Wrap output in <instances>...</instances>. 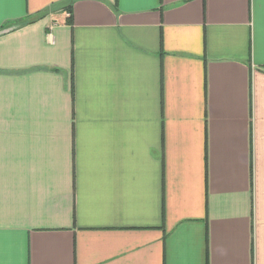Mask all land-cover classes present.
Here are the masks:
<instances>
[{
  "label": "crops",
  "instance_id": "obj_1",
  "mask_svg": "<svg viewBox=\"0 0 264 264\" xmlns=\"http://www.w3.org/2000/svg\"><path fill=\"white\" fill-rule=\"evenodd\" d=\"M0 264H264V0H0Z\"/></svg>",
  "mask_w": 264,
  "mask_h": 264
},
{
  "label": "trees",
  "instance_id": "obj_2",
  "mask_svg": "<svg viewBox=\"0 0 264 264\" xmlns=\"http://www.w3.org/2000/svg\"><path fill=\"white\" fill-rule=\"evenodd\" d=\"M23 24L18 25V27L22 26Z\"/></svg>",
  "mask_w": 264,
  "mask_h": 264
},
{
  "label": "water",
  "instance_id": "obj_3",
  "mask_svg": "<svg viewBox=\"0 0 264 264\" xmlns=\"http://www.w3.org/2000/svg\"><path fill=\"white\" fill-rule=\"evenodd\" d=\"M5 32V31H4ZM4 32H1V33H4Z\"/></svg>",
  "mask_w": 264,
  "mask_h": 264
}]
</instances>
